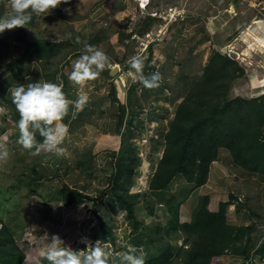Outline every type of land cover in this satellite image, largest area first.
Listing matches in <instances>:
<instances>
[{
	"label": "rangeland",
	"instance_id": "obj_1",
	"mask_svg": "<svg viewBox=\"0 0 264 264\" xmlns=\"http://www.w3.org/2000/svg\"><path fill=\"white\" fill-rule=\"evenodd\" d=\"M11 4L12 1L4 2L5 15L11 11ZM102 6L111 10L101 13L103 19L98 21L96 32L89 36L75 35L68 22L62 25L58 19H49L53 15L60 16L61 22L81 19L87 14L96 17ZM136 6L135 0H57L55 9L37 14L32 29L25 31L38 34V40L50 36L49 30L55 27L72 32V36L69 33L66 36H70L76 47L70 49L65 61L56 59L57 54L44 58L48 50L38 54L31 50L25 56L29 38L21 33L26 26L0 31V40L5 42L0 43V142H4L0 144L8 150V155L0 159V230L6 225L15 238L25 255L21 264H47L40 255L42 235H48L49 239L53 235L59 238L75 235L81 239V245L72 250L101 241L107 246L110 259L129 246L139 247L136 245L142 242L138 251L143 253L144 263L147 259L151 262L161 258L168 259L165 264H187L185 250L194 237L168 226L170 208L175 206L179 210L181 195L190 191L182 189L185 178L174 179L167 190L153 192L149 188L163 156L164 135L176 108L215 52L228 55L244 68V75L232 83L231 97H264V0H151L145 17L137 13ZM171 11L177 14L174 18L170 16ZM149 31L152 34L147 37ZM90 45L101 49L108 62L95 78L77 85L68 75L74 62ZM134 56L143 57L141 73H136L131 66ZM156 72L160 80L155 87H146L139 79L140 74L150 77ZM54 73L57 76L52 79L50 75ZM39 79L62 85L70 101H75L80 93L87 96L79 109L70 104L66 121L62 119L67 132L59 145L60 154L44 151L33 154L34 150L17 143L19 113L11 102L10 89ZM121 104L126 107L122 123L119 121ZM131 147L135 156L128 157ZM218 150V157L205 172V183L194 187L192 192L196 194L205 184L213 182L212 192L218 194V200L231 204L227 216L243 218L252 225L250 233L242 239L248 256L242 255L240 259L232 254L224 264H264L261 247L264 174L237 164L225 146ZM118 164L123 165L124 171L119 172ZM63 184L83 190L88 198L84 204L72 203L69 217L66 214V218L57 221L41 219L36 201H51L52 192L59 191ZM116 190L123 195L122 199L127 197L134 203L133 216L129 217L118 202ZM138 196L142 205L137 204ZM200 198L193 196V201H189L192 212L201 206ZM160 202L166 205L169 213H164L169 219H150V213H155L157 218L163 216L160 209L164 207L158 205ZM136 207H139L137 211ZM236 211L240 215L236 216ZM29 212L41 220L39 227H35L39 236L36 234L33 239L27 233L30 229L27 230L24 218ZM104 228L118 238L116 244H107ZM60 229H67L64 236L58 234ZM165 252H169V257Z\"/></svg>",
	"mask_w": 264,
	"mask_h": 264
},
{
	"label": "trees",
	"instance_id": "obj_2",
	"mask_svg": "<svg viewBox=\"0 0 264 264\" xmlns=\"http://www.w3.org/2000/svg\"><path fill=\"white\" fill-rule=\"evenodd\" d=\"M5 1L0 0V17L5 16L3 13ZM36 17L37 14H32L29 22H33ZM0 43L5 42L0 40ZM67 43L65 40L57 42L46 39L36 40L25 47L23 54L27 56L31 54V50H35L37 54L39 51L44 53V50H48V54L45 51L44 58H51L58 54L59 49ZM244 73V68L228 55L220 52H215L212 55L203 74L176 108L172 123L164 135L163 156L150 179L149 188L151 190L170 189L174 184V179L185 178V186H190V191L181 195L182 199H185L194 187L205 183V172L209 169L210 163L218 157V149L222 146L230 151L237 164L250 171L264 174V97L246 99L231 97L230 94L232 83ZM50 76L55 79L57 74L54 73ZM64 78L66 82V77L64 76ZM120 109L119 121L122 123L126 117V107L121 104ZM66 118L64 116L63 121H66ZM36 139L39 141L42 137L37 135ZM134 153L135 150L132 147L130 151H127L128 157L135 156ZM54 163L56 164V162ZM118 167L120 168L119 172L124 171L121 169L123 168L122 164H118ZM111 187L113 188V186ZM184 189L187 190V187ZM128 194L134 195L130 192ZM115 195L127 215L133 216L134 203H130L127 197L122 199L123 195L117 190ZM49 198L62 200L66 205H70L74 202L86 201L88 195L81 189L63 184L60 190H54ZM200 199L201 206L194 210L190 222L180 223L178 208L175 206L170 208L172 215L168 226L172 230L187 231L191 237H194L188 250H185L186 263L211 264L214 257L225 253L248 256L247 246H242L244 234H234L231 224L213 227L208 222L209 218L219 217L228 202H222L220 209L213 212L205 206L206 198ZM104 232L106 234L105 241L114 244V234L109 232L108 228H104ZM136 246H139L136 249L140 250L142 242ZM261 247L264 249V242ZM183 251L184 248L181 249V252ZM164 255L169 257V252H165ZM24 258L25 255L18 248L15 238L7 226L2 225L0 230V264H21ZM167 261L168 259L161 260L160 258L149 262L147 259V263L144 264H165Z\"/></svg>",
	"mask_w": 264,
	"mask_h": 264
},
{
	"label": "clouds",
	"instance_id": "obj_3",
	"mask_svg": "<svg viewBox=\"0 0 264 264\" xmlns=\"http://www.w3.org/2000/svg\"><path fill=\"white\" fill-rule=\"evenodd\" d=\"M56 5L57 0H12L11 11L0 17V31L25 26L32 14L47 13ZM107 62L108 57L101 49L87 46L74 62L68 78L80 85L95 78L105 68ZM131 66L136 73H141L143 57L134 56L131 59ZM139 79L146 87H155L160 80V74L156 72L150 77L140 74ZM10 96L19 113L16 122L19 132L17 143L25 149L34 150L33 154L41 151L60 154L59 145L67 132L62 118L68 113L70 104L79 109L87 101V96L83 93L78 94L75 101H70L62 91V85L40 79L18 84L10 89ZM37 135L42 139L38 141ZM7 155L6 145L0 144V159ZM116 240L117 237L115 244ZM39 243L43 249L40 255L47 264H144L143 253L134 246H129L126 251L110 259V253L101 241L80 250H72L56 235L50 239L48 235H42ZM107 244L112 245L111 242Z\"/></svg>",
	"mask_w": 264,
	"mask_h": 264
},
{
	"label": "crops",
	"instance_id": "obj_4",
	"mask_svg": "<svg viewBox=\"0 0 264 264\" xmlns=\"http://www.w3.org/2000/svg\"><path fill=\"white\" fill-rule=\"evenodd\" d=\"M143 1H145V0H143ZM135 2L137 4V6H136L137 7V10H138L137 13L141 17H145L146 14H147L146 13L147 9H149L151 7V0H149V3L145 7L141 5V3H140L141 0H135ZM53 8L55 9V7H52V10H53ZM101 8L102 9L100 11L97 10V12L95 13L96 14V17L95 16L93 17V16L87 14L85 17H81V19H74L73 21H69L68 19H66V20L63 19V21L61 22L60 21V16L53 15V16H50L49 19L51 21H55V19H58V22L60 24H62V25H65L66 22H68L69 24H71L70 26L73 28V32H75L74 33L75 35L77 33H81L82 36L83 35L89 36L94 31L96 32V28L98 27L97 23H99L98 21H100L101 19H103V16H101V13L108 12L109 10H111L110 7L109 8H106V7L102 6ZM61 12H60V14H61ZM151 15L154 16L153 14H151ZM155 15H157V14H155ZM26 24H25L26 27H24V28L21 27L22 30H23V32L21 33V36L27 35V37L29 38V40H28L29 41L28 44H29L30 42H33V41L38 40V38L40 36L38 37V34L36 36L34 34L33 35L32 34H28L30 32H28V31L26 32L25 30H27L28 28H29V30H31L32 29L31 26H33L34 23L33 22H28ZM49 31L50 32H49L48 35H50V36H48V37H46L44 39H47L48 38L47 40L53 41V42L64 41V40L68 42L66 45H63L61 47V48H65V50H62L60 48L59 51H58V54L55 56L56 59H58V60H64L65 61V59L68 57L69 53H71V52H69L70 49L71 50H74V49H72V47L73 48L76 47L75 45H73L74 41L73 40H69L70 36H66V35H68V33L71 34L72 32L69 29H66V28L60 30V29H58V27H55L54 29L51 28ZM35 33H37V32H35ZM147 34H150L151 35L152 32L149 31ZM21 36H20V38H21ZM71 36H72V34H71ZM22 42H24V41H22ZM66 47H68V48H66ZM63 51H65L66 55H63ZM184 185H186V184L184 182H182V186H183L182 189H184V187H187V189H189V186H184ZM211 185H213V182H211L210 184L208 183L207 185L205 184L204 186H206L207 188L206 187H203L200 190V192H197L198 194L197 193L195 194L193 192H190L189 195L185 199H182V198L180 200L178 199L179 201H181V204H179V210H178L179 211L180 223H185V222H190L191 221L193 212L190 209L193 206L191 205V203H189V201L190 200L193 201L192 200L193 199V196H195V199L198 196H201V197L206 198V204H208L207 207H208V209L210 211L217 212L220 209V204L223 201L225 202V200H222V201L218 200V197H216L218 194L212 192L213 186H211ZM180 187H181V185H180ZM177 188H179V186ZM151 191H153V190H151ZM153 192H156V191H153ZM138 195L141 196V194H138ZM140 196H138L139 197V200L137 201V204H141V202H140ZM175 200L176 199L174 198V201ZM35 201L36 200H34V202ZM215 201H217V203H215ZM36 203H37V207L39 208V211L42 214L41 219H43V220H49V218H53L54 221L60 220L62 218H66L65 217L66 214H68V217H69V208L73 206L72 204L70 206L69 205H66L61 200H51V201H46L45 202V200L39 199V201H36ZM194 203L196 204V200L194 201ZM80 204H84V203L83 202H80ZM32 205H33V203H32ZM76 205H77V203H76ZM158 205H161V206L164 207V208L161 207V209H160L159 208L160 206H158V208L160 210H163V216L161 218H157L155 216V213H150L152 215V218H150V219H155V221H163L165 219L168 220L169 218H168L167 214L169 212L166 211V208H165L166 205H164L161 202L158 203ZM230 205H227L225 207V209H224V212L225 213H222L224 215L221 214L219 217L209 218L208 219V222L210 223V226H213V227H215V226L216 227H223V226H225L227 224H231L233 226V230L236 233H240L238 235H242V234L248 235L250 233L249 231H250L251 226H252V225L249 224L250 221H246L243 218H241L240 220H237L236 218L233 219L231 217H228L227 216V211H228ZM185 206L188 208L187 210L184 208ZM138 208L139 207H136V211L138 210ZM159 209L155 208V211L156 210H159ZM236 210H237V208H236ZM164 212H166L167 214L164 213ZM235 214H236V216L237 215H240V212L239 211H236ZM24 218H26V223H28L27 230L32 229V228H35V227H39V222L41 220L36 219V217L34 216V214L32 212L31 213L30 212L29 213H26V215L24 216ZM84 223H86V221H84ZM234 231H233V233H234ZM123 239H124V237H123ZM231 255H232V253H225L223 255L216 256V257H214L212 259L211 264H224L225 263V260H226V257L231 256ZM233 255L235 256V258L236 257H239L240 258V256H237L235 254H233Z\"/></svg>",
	"mask_w": 264,
	"mask_h": 264
},
{
	"label": "built area",
	"instance_id": "obj_5",
	"mask_svg": "<svg viewBox=\"0 0 264 264\" xmlns=\"http://www.w3.org/2000/svg\"><path fill=\"white\" fill-rule=\"evenodd\" d=\"M140 3H141L142 6L145 7V6L149 3V0H145V1L141 0ZM175 15H177L176 12H175V11H174V12L171 11L170 16H171L172 18H174ZM5 30H7V28H6ZM149 36H150V34L147 35V37H149ZM2 143H3V142H2ZM66 230H67V229H64V230L60 229V232H58V234H63V236H64V233H65ZM35 231H36L35 229H30L29 232L27 231V233H29L31 239H33L34 235H36V234L38 235V233L35 232ZM38 236H39V235H38ZM40 237H41V236H40ZM60 239L62 240V242H63L64 244H66L67 246H69V247H71V248L77 249L78 247H80V243H81V242L79 243V241H81V239L78 238V237H76V236H71V237H69V236H65V238L62 237V236H60ZM117 240H118V238H117ZM39 263H40V261H39Z\"/></svg>",
	"mask_w": 264,
	"mask_h": 264
},
{
	"label": "bare ground",
	"instance_id": "obj_6",
	"mask_svg": "<svg viewBox=\"0 0 264 264\" xmlns=\"http://www.w3.org/2000/svg\"><path fill=\"white\" fill-rule=\"evenodd\" d=\"M260 42V41H259ZM262 46V45H261Z\"/></svg>",
	"mask_w": 264,
	"mask_h": 264
}]
</instances>
